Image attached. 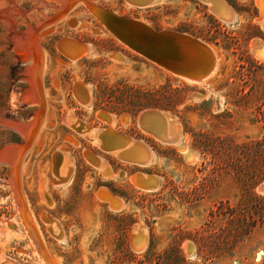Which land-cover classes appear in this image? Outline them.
<instances>
[{
  "label": "rangeland",
  "instance_id": "374dc122",
  "mask_svg": "<svg viewBox=\"0 0 264 264\" xmlns=\"http://www.w3.org/2000/svg\"><path fill=\"white\" fill-rule=\"evenodd\" d=\"M66 1L0 0V118L8 124L0 125V264H264V59L254 52L264 44L263 2L219 0L235 14L227 22L202 0L141 8ZM93 7L205 42L214 71L202 82L165 71L114 39ZM30 33L43 108L25 102L34 52L17 43ZM67 38L90 45L89 54L67 59L57 47ZM77 84L89 90L88 103ZM150 109L173 116L181 145L142 129ZM34 118L29 137L12 127ZM107 128L145 144L153 163H124L83 134ZM62 152L70 164L59 183ZM139 173L158 186L138 187ZM101 192L123 207L111 209ZM138 226L140 251L132 244Z\"/></svg>",
  "mask_w": 264,
  "mask_h": 264
},
{
  "label": "water",
  "instance_id": "95a60500",
  "mask_svg": "<svg viewBox=\"0 0 264 264\" xmlns=\"http://www.w3.org/2000/svg\"><path fill=\"white\" fill-rule=\"evenodd\" d=\"M127 1L141 8L151 5L155 0ZM202 1L209 3L208 0ZM93 9V15L114 39L167 72L182 78L202 81L214 71L216 58L212 48L205 42L179 32L157 31L139 20L122 17L97 7ZM57 47L70 60L78 59L89 49L88 44L70 38L59 41ZM83 93H86V88L77 84L75 86L76 96ZM83 96L85 97L84 100L80 99V101L84 104L88 101L87 93ZM161 112L154 109L144 111L139 117V124L144 131L152 134L156 139L173 144L172 140H167L166 125L161 117ZM153 120H157L160 123V129L153 126ZM99 139L101 140L100 146L103 151L117 153V156L122 161L139 166L147 164V154L141 158L140 153L137 152L136 148L145 149L139 141L120 135L110 128L102 131ZM128 154L130 155L129 157L127 156ZM58 156L60 154H57L56 158ZM88 157H90L89 154ZM59 165L60 162L57 163V169ZM144 176L146 175L137 174L136 182L138 187L144 190H152L158 186V179L154 175ZM259 189L264 192V184ZM135 239L136 236L133 235V247L137 251L142 250V247L135 245Z\"/></svg>",
  "mask_w": 264,
  "mask_h": 264
},
{
  "label": "bare ground",
  "instance_id": "6f19581e",
  "mask_svg": "<svg viewBox=\"0 0 264 264\" xmlns=\"http://www.w3.org/2000/svg\"><path fill=\"white\" fill-rule=\"evenodd\" d=\"M69 1L74 2L73 0H67L66 2H69ZM136 1H142V0H136ZM208 1H209V3H207V4H210V7L214 11V13H216L221 19H223V20H225L227 22H230V21H232V19H234L235 14L230 10L231 9L230 7H229L230 8L229 9L227 6L224 5V3H222L219 0H208ZM261 1L263 2L262 5H263V8H264V0H259V2H261ZM66 2H65V4H66ZM82 2H84L85 4H87L91 8L90 4H88L87 1H84L83 0ZM93 8L91 10L94 13V9ZM145 25H147V24H145ZM262 26L264 27V21H263ZM32 37H33V34L30 33V34L27 35L25 41H23L22 38H19L17 45H19L21 47H25V49H26L27 44H28V48H30V50H32L34 52L35 51V48H36V45H35ZM90 47L91 46L89 45L88 51L86 53H84L83 55H85L87 53L89 54V51L91 50ZM254 52L256 53V55L259 58L264 59V44L263 43H259V44H257V46H254ZM83 55H81V56H83ZM214 56H215V53H214ZM31 59L33 61V64L30 65V72H29L30 79H28V80H29V83H30V89H31V92L32 93L25 98V102H27L30 105H33V106L37 105L40 108H43V106H44V97H43L42 88H41V85H40V68H41V65H40V63H41V55H40V53H35L34 52V56H32ZM74 60H77V59H73L72 61H74ZM178 77H180V76H178ZM183 79L188 80V81H192V82H202L203 81V80L202 81H197V80L195 81V80L187 79V78H184V77H183ZM84 88H86V87H84ZM86 93H87V96H88L87 97L88 98V101L86 103H88L89 100H90V92H89V90L87 88H86ZM86 93L78 94V96H77L78 99L84 100L85 97L83 95L84 94L86 95ZM87 98H86V100H87ZM100 116L101 117H105L112 124L115 123V117H110L109 115H104L103 113ZM161 117H162V119H163V121H164V123L166 125V134H167L166 137H167V140L168 141L172 140L174 142L173 144H175V145L177 144V146L181 145V143H180V141H181V134H180L179 128L176 126V122H175L173 116H171V115H169V114H167L165 112H161ZM66 119H67L68 124L71 125V126H73L74 129L76 128V126H79L78 125L79 120L75 116L69 115ZM36 120L37 119L34 118V121H32V123L27 124L24 127L22 125L21 126H19V125H16V126L13 125L12 127H14L15 130H19L21 133H23L25 137H27V136L29 137L31 135V133H32V129L34 128L33 126L36 125ZM124 121H125V119H124ZM152 123H153V126L156 127L157 129H160L161 128L160 127V123L157 120H153ZM0 125H8V124H7V122L5 121L4 118H0ZM28 127L30 128L29 131L27 130ZM33 131H34V129H33ZM98 133H99V130L89 129V130L86 131V133L84 132L83 134L88 139L92 140L94 143H99L97 140L100 138V135H101L102 132L100 134H98ZM141 144L143 145V147L145 149H142L141 150L139 148H136L137 149V152L140 153L139 154L140 157L142 158L143 155L147 154L148 160H147V164L146 165H148L149 163L150 164L153 163V160H154V153H153V151L150 148H148L145 144H143V143H141ZM61 154H60V156H61L60 159L61 160L59 159L60 160V165H59V168L57 169L58 170L57 177L59 179V183L65 182V180H63V177H64V175L66 173V169H67L68 165L70 164V157H69V155L66 154V153H64V152H62ZM113 154L115 156H117V153H113ZM129 154L127 155L128 157L130 156ZM134 154H136V153L134 152ZM90 158H92V157L90 156ZM56 160H58V158H56ZM97 163H99V161ZM13 164L14 163H12V166L14 168L15 165H13ZM136 177H137V175H136ZM136 177L133 178V182L137 185V182H136V179L137 178ZM144 177H147V176H144ZM15 186H13V187L15 188ZM98 197L101 200L107 201L109 203L110 208L113 209V210H118V209H120V208L123 207V203L121 201H118L116 198L111 197V194H109V193H106V192L98 193ZM29 224L30 223H28L27 225H29ZM57 227H58V225L56 224L54 226V229H56ZM58 229L60 231V228L59 227H58ZM142 229L143 228L141 226H138V228L133 233V235L136 236V239H135L134 243H135L136 246L142 247L141 249L144 248L145 241H146L145 240V235L142 232ZM56 232H57V230H56ZM187 250L191 253L193 251V247L192 246H190V247L188 246L187 247ZM50 264H53V263L51 262Z\"/></svg>",
  "mask_w": 264,
  "mask_h": 264
},
{
  "label": "crops",
  "instance_id": "0c3cea01",
  "mask_svg": "<svg viewBox=\"0 0 264 264\" xmlns=\"http://www.w3.org/2000/svg\"><path fill=\"white\" fill-rule=\"evenodd\" d=\"M57 158H58V160H56V161H57V162H56V173H58V170H57V163H59V162H60V160H61V159H60V158H61V156H58ZM59 159H60V160H59Z\"/></svg>",
  "mask_w": 264,
  "mask_h": 264
},
{
  "label": "flooded vegetation",
  "instance_id": "af4514ba",
  "mask_svg": "<svg viewBox=\"0 0 264 264\" xmlns=\"http://www.w3.org/2000/svg\"><path fill=\"white\" fill-rule=\"evenodd\" d=\"M105 129H103V130H101V131H104ZM105 152V151H104ZM121 160V159H120ZM122 161V160H121ZM122 162H124V163H127V162H125V161H122ZM127 164H130V165H134V166H138V167H141V166H139V165H136V164H132V163H127Z\"/></svg>",
  "mask_w": 264,
  "mask_h": 264
}]
</instances>
